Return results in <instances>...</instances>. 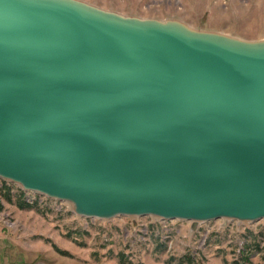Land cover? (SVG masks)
Masks as SVG:
<instances>
[{
  "label": "water",
  "instance_id": "obj_1",
  "mask_svg": "<svg viewBox=\"0 0 264 264\" xmlns=\"http://www.w3.org/2000/svg\"><path fill=\"white\" fill-rule=\"evenodd\" d=\"M0 177L85 217L264 218V38L0 0Z\"/></svg>",
  "mask_w": 264,
  "mask_h": 264
},
{
  "label": "rangeland",
  "instance_id": "obj_2",
  "mask_svg": "<svg viewBox=\"0 0 264 264\" xmlns=\"http://www.w3.org/2000/svg\"><path fill=\"white\" fill-rule=\"evenodd\" d=\"M125 16L172 20L191 28L264 38V0H78ZM0 192V264H264V218L199 221L155 215L85 217L60 209L19 208L21 185ZM52 204V202H50ZM52 206H54L52 204Z\"/></svg>",
  "mask_w": 264,
  "mask_h": 264
},
{
  "label": "built area",
  "instance_id": "obj_3",
  "mask_svg": "<svg viewBox=\"0 0 264 264\" xmlns=\"http://www.w3.org/2000/svg\"><path fill=\"white\" fill-rule=\"evenodd\" d=\"M8 179H4L0 177V185L4 182L6 185H8V181H6ZM21 190L22 191V199L30 204L36 203V205L38 207H40L41 209H56L59 210L61 207L60 205H55V204H62L64 201L63 200H59L56 198H51L46 196L43 193L40 192H36V191H31V190H25L23 189L21 186L20 187H16L15 189H13V191H18ZM50 202H52V204L54 206H52V204H50Z\"/></svg>",
  "mask_w": 264,
  "mask_h": 264
},
{
  "label": "trees",
  "instance_id": "obj_4",
  "mask_svg": "<svg viewBox=\"0 0 264 264\" xmlns=\"http://www.w3.org/2000/svg\"><path fill=\"white\" fill-rule=\"evenodd\" d=\"M10 190H11V187L6 185L4 182L0 185V192H2V194H4L8 200L10 199V196H11L10 195ZM15 195H16V198H17L16 204H17V206L19 208H27V207H35V206H37L36 203L30 204V203L25 202L22 199V197H21L22 196V191L21 190L16 191Z\"/></svg>",
  "mask_w": 264,
  "mask_h": 264
}]
</instances>
